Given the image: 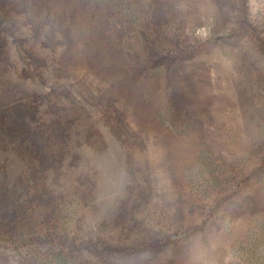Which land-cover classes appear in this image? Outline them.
Returning <instances> with one entry per match:
<instances>
[{
  "label": "rangeland",
  "instance_id": "1",
  "mask_svg": "<svg viewBox=\"0 0 264 264\" xmlns=\"http://www.w3.org/2000/svg\"><path fill=\"white\" fill-rule=\"evenodd\" d=\"M0 264H264V0H0Z\"/></svg>",
  "mask_w": 264,
  "mask_h": 264
}]
</instances>
